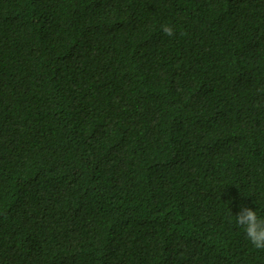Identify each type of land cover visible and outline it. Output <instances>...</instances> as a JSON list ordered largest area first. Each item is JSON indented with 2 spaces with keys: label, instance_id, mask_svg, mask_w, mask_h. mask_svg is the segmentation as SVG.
Instances as JSON below:
<instances>
[{
  "label": "trees",
  "instance_id": "obj_1",
  "mask_svg": "<svg viewBox=\"0 0 264 264\" xmlns=\"http://www.w3.org/2000/svg\"><path fill=\"white\" fill-rule=\"evenodd\" d=\"M241 206L264 0H0V264H264Z\"/></svg>",
  "mask_w": 264,
  "mask_h": 264
},
{
  "label": "clouds",
  "instance_id": "obj_2",
  "mask_svg": "<svg viewBox=\"0 0 264 264\" xmlns=\"http://www.w3.org/2000/svg\"><path fill=\"white\" fill-rule=\"evenodd\" d=\"M165 36H174L175 29L170 24L161 26ZM236 225L243 229V233L248 242L257 250H264V216L258 214L251 208L241 206L240 211L233 216ZM231 222V218H230Z\"/></svg>",
  "mask_w": 264,
  "mask_h": 264
}]
</instances>
